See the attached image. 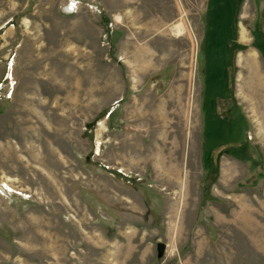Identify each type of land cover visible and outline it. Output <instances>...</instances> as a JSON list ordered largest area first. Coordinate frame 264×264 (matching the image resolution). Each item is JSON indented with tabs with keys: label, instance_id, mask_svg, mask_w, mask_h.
<instances>
[{
	"label": "rangeland",
	"instance_id": "374dc122",
	"mask_svg": "<svg viewBox=\"0 0 264 264\" xmlns=\"http://www.w3.org/2000/svg\"><path fill=\"white\" fill-rule=\"evenodd\" d=\"M0 264H264V0H0Z\"/></svg>",
	"mask_w": 264,
	"mask_h": 264
},
{
	"label": "bare ground",
	"instance_id": "6f19581e",
	"mask_svg": "<svg viewBox=\"0 0 264 264\" xmlns=\"http://www.w3.org/2000/svg\"><path fill=\"white\" fill-rule=\"evenodd\" d=\"M240 35H241V38H242L244 41H246L245 39H246V35H247V33H246V30H245L244 28H242V27H241ZM242 39H241V40H242ZM245 60H249V61L252 63V65H246V66L243 67V65H245ZM256 60H257L256 55H255L254 53H249V55H246V59H244L243 56L240 57V59H239V64H240V67H242V70H243V71H244V69H245L246 67H248V66H249L250 68H247V69H248L249 71H252V69H253L255 63L257 62ZM241 75H242V74H241ZM238 81H239V82H242V77H241V76L239 77Z\"/></svg>",
	"mask_w": 264,
	"mask_h": 264
},
{
	"label": "trees",
	"instance_id": "16d2710c",
	"mask_svg": "<svg viewBox=\"0 0 264 264\" xmlns=\"http://www.w3.org/2000/svg\"><path fill=\"white\" fill-rule=\"evenodd\" d=\"M216 117V116H215ZM214 149H211L210 152H209V157L207 158V167L209 169H212L213 166V161H212V156H211V152L213 151ZM226 153V152H225ZM228 153V152H227Z\"/></svg>",
	"mask_w": 264,
	"mask_h": 264
},
{
	"label": "water",
	"instance_id": "95a60500",
	"mask_svg": "<svg viewBox=\"0 0 264 264\" xmlns=\"http://www.w3.org/2000/svg\"><path fill=\"white\" fill-rule=\"evenodd\" d=\"M164 250H165V245L164 244H159V246H158L159 256H162L163 255Z\"/></svg>",
	"mask_w": 264,
	"mask_h": 264
},
{
	"label": "built area",
	"instance_id": "2783aa9c",
	"mask_svg": "<svg viewBox=\"0 0 264 264\" xmlns=\"http://www.w3.org/2000/svg\"><path fill=\"white\" fill-rule=\"evenodd\" d=\"M72 10H73V8H72Z\"/></svg>",
	"mask_w": 264,
	"mask_h": 264
}]
</instances>
